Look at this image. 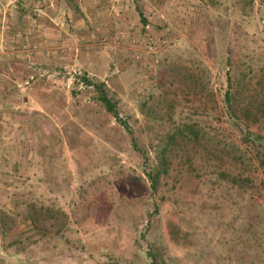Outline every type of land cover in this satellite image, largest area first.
Listing matches in <instances>:
<instances>
[{"label": "rangeland", "instance_id": "1", "mask_svg": "<svg viewBox=\"0 0 264 264\" xmlns=\"http://www.w3.org/2000/svg\"><path fill=\"white\" fill-rule=\"evenodd\" d=\"M253 134L264 0H0V264L69 263L18 242L42 188L89 264H264Z\"/></svg>", "mask_w": 264, "mask_h": 264}, {"label": "crops", "instance_id": "2", "mask_svg": "<svg viewBox=\"0 0 264 264\" xmlns=\"http://www.w3.org/2000/svg\"><path fill=\"white\" fill-rule=\"evenodd\" d=\"M13 162H15L14 164L16 165L20 161ZM35 170L36 172H38V167H36ZM40 195H43V197L45 198H49V200L42 203L39 200H31L30 202H27L25 204L30 207V213L26 214L27 216L25 215L26 221L29 225L27 232L28 235L26 234L25 237H17V239L19 240L18 242L28 241L27 244L29 246H34L40 245L41 242H46L50 239L53 241L60 240V242H63L61 243L63 248L69 254V256H66L67 260H65L64 262H69L68 264H89V259H75V257L77 256V252L75 248L72 247H75L76 245H78V243L81 244L83 242V238L79 239L77 237L78 235H76L75 239H71L67 232V229L68 227H70V225L68 223L67 210L64 206L66 192H64V190L62 191L52 190L50 188H42L39 193H36L37 197H40ZM38 199H41V197ZM61 218H63V221L60 220ZM41 222L43 223L41 224ZM16 227L18 228V224ZM19 230H22V228H20ZM20 234L24 233L21 232ZM55 250H57L55 247H52L50 249L51 255H55ZM15 253L17 254V256H23L24 252L21 248H19V250L15 251ZM52 260L55 261L56 259ZM53 263L56 264L55 262Z\"/></svg>", "mask_w": 264, "mask_h": 264}, {"label": "trees", "instance_id": "3", "mask_svg": "<svg viewBox=\"0 0 264 264\" xmlns=\"http://www.w3.org/2000/svg\"><path fill=\"white\" fill-rule=\"evenodd\" d=\"M141 19L144 23H146V19L142 16ZM82 82L85 85L93 86L94 89L97 91L98 100L105 106V108L113 113V115L118 118V112L116 109V103L112 100V98L107 93V88L105 86V83L103 81H94L93 79L83 76L81 77ZM254 137L258 140H264L262 136L253 134ZM158 174V173H157ZM148 177L151 180V185L155 187L156 184V176L150 172L147 173Z\"/></svg>", "mask_w": 264, "mask_h": 264}]
</instances>
